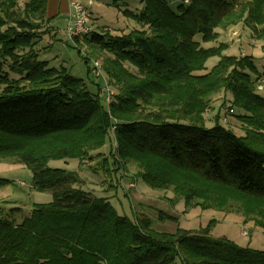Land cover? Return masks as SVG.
Here are the masks:
<instances>
[{"label": "trees", "instance_id": "trees-1", "mask_svg": "<svg viewBox=\"0 0 264 264\" xmlns=\"http://www.w3.org/2000/svg\"><path fill=\"white\" fill-rule=\"evenodd\" d=\"M47 2L0 0V156L28 167L33 189L53 194L35 206L36 218L21 222L12 218L19 208H0V264H264V251L212 238L209 229L167 234L149 219L131 221L107 199L75 188L76 173L47 166L91 159L114 129L115 163L136 165L150 188L172 189L204 209L233 202L264 231V97L256 88L264 76L252 57L195 41L201 34L203 43L216 42L218 28L241 20L263 24L255 34L264 39V0H140L138 11L123 14L141 30L83 36L105 54L103 72L117 92L107 108L82 79L41 59L51 31ZM221 91L241 111L244 135L218 116L206 126Z\"/></svg>", "mask_w": 264, "mask_h": 264}, {"label": "rangeland", "instance_id": "rangeland-1", "mask_svg": "<svg viewBox=\"0 0 264 264\" xmlns=\"http://www.w3.org/2000/svg\"><path fill=\"white\" fill-rule=\"evenodd\" d=\"M83 4L91 14V26L100 34L116 37L126 35L133 29H142L123 14L126 8L138 11L141 8L140 0H83ZM67 25L65 21L56 22L53 31L43 36L40 43L43 51L41 59L49 61L51 67H65L72 76L82 79L87 90L99 95L102 105L107 108L102 90L105 82L113 92V97L117 93L116 89L104 72L100 77L93 73L95 62L104 68L105 54L100 53L84 37L78 41L70 40L66 35ZM262 25L241 20L226 29L218 28L220 35L216 42L203 43L201 34L195 37V41L204 48L225 44L228 48L223 51V55L226 56L252 57L258 73L264 76V39L255 34L256 30L262 29ZM234 32L237 35H233ZM219 59L216 56L207 60L205 69L199 73L209 72ZM257 93L264 97V89L257 90ZM230 108L233 107L229 94L223 91L213 94L210 108L204 114L206 126H212L218 116L225 127L232 129L238 136L244 135L245 127L236 117L241 111L233 108L232 113ZM109 136V141L102 149L91 152V159L49 160L47 166L76 173L78 183L75 188L107 199L119 215L131 221L149 219L151 228L158 233L174 234L178 229H209L212 238H225L239 247L264 251V231L257 228L253 221L245 219L237 204L231 202L226 210L187 206L185 199L172 189L150 188L138 176L136 165L115 163L113 154L117 145L114 129H110ZM32 178V171L15 158L0 156V180L8 181L0 185V208L6 214L11 208H19L12 216L17 222L24 218H36L35 206L49 204L53 200L52 192L32 188ZM200 201L203 202L202 197ZM176 264H182L180 258Z\"/></svg>", "mask_w": 264, "mask_h": 264}, {"label": "built area", "instance_id": "built-area-1", "mask_svg": "<svg viewBox=\"0 0 264 264\" xmlns=\"http://www.w3.org/2000/svg\"><path fill=\"white\" fill-rule=\"evenodd\" d=\"M91 4V2L89 3ZM70 6L72 9L71 19L67 25L66 35L70 40H74L77 37H83L90 35L95 30L91 26V14L87 7L83 4V0H71ZM233 35H237L234 32ZM244 56V54L242 55ZM93 73L100 77L103 74L102 66L98 63H94ZM257 90L264 89V77L260 78L257 82ZM105 93V101L107 104L113 100V92L109 89V86L105 82V87L102 89ZM133 187V185H131Z\"/></svg>", "mask_w": 264, "mask_h": 264}, {"label": "crops", "instance_id": "crops-1", "mask_svg": "<svg viewBox=\"0 0 264 264\" xmlns=\"http://www.w3.org/2000/svg\"><path fill=\"white\" fill-rule=\"evenodd\" d=\"M70 2L71 0H48L46 15L47 18L51 19V31H53L56 22L65 21L69 23L72 15Z\"/></svg>", "mask_w": 264, "mask_h": 264}]
</instances>
